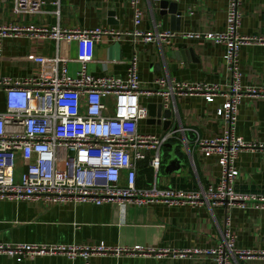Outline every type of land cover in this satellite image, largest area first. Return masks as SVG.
<instances>
[{
  "label": "crops",
  "instance_id": "1",
  "mask_svg": "<svg viewBox=\"0 0 264 264\" xmlns=\"http://www.w3.org/2000/svg\"><path fill=\"white\" fill-rule=\"evenodd\" d=\"M34 13H18L14 0H0V26L37 28H104L113 32L131 31L133 10L130 0H42ZM141 31L167 30L175 34L168 41L143 42L131 36L103 35L90 47L91 60L86 70L94 76L104 74L125 77L129 59L136 55L137 74L142 90L139 102L147 108V117L137 124L140 133L160 137L172 129H183L165 144L173 145L181 161L177 170L164 171L170 159L169 146L161 147V167L157 171L147 161L138 163V187H147L156 179L160 187L196 190L216 185L220 167L214 157H204L194 145L196 137H215L224 130L216 116L223 102L222 93L207 102L200 92L182 93L165 106L154 80L169 79L187 84L208 83L227 87L229 75L224 62L225 45L203 38L180 36L186 32H223L226 28L227 0H160L151 4L139 0ZM238 32L246 36H264V0H245ZM75 40H53L24 31L8 36L0 44V77L23 79L54 76L64 66L73 75L79 69ZM238 67L243 88H264V45L240 46ZM158 104H162L158 114ZM4 109V91L0 89V111ZM170 109L169 118L163 110ZM159 115V116H158ZM235 132L257 146L239 152L235 165L239 171L237 192L264 194V93L244 94L237 113ZM186 147L188 149H186ZM148 154V158L151 157ZM176 165H174L175 167ZM228 230L237 249L264 252V209L219 203L208 205H146L54 203L42 198L0 200V243L75 244L104 243L111 247L140 246L152 249L212 248ZM264 264V255L247 261ZM0 264H215L198 255L173 257L170 254L133 255L94 254L87 260L69 259L61 254L24 257L16 261L0 254ZM237 264V263H233Z\"/></svg>",
  "mask_w": 264,
  "mask_h": 264
},
{
  "label": "built area",
  "instance_id": "2",
  "mask_svg": "<svg viewBox=\"0 0 264 264\" xmlns=\"http://www.w3.org/2000/svg\"><path fill=\"white\" fill-rule=\"evenodd\" d=\"M157 4L160 0H148ZM245 0H227L226 28L223 32H186L180 36L203 38L225 45L224 62L229 75L227 87L219 84L176 82L167 75L157 77L154 85L165 106L182 93L200 92L207 102L220 92L224 99L216 116L224 130L215 137H196L194 145L204 157H214L220 167L216 185L196 190L160 187L156 179L147 187H138V163L147 161L155 173L161 167V147L175 137L172 129L160 137L140 133L139 120L147 117V108L139 102L142 90L138 79V59L133 55L125 77L108 74L94 76L87 72L90 47L103 35L131 36L143 42L168 41L175 34L167 30L141 31L139 0H130L133 10L131 31L113 32L104 28H37L0 26L3 38L24 31L53 40H75L79 69L73 75L63 66L54 76L23 79L0 77L4 91V109L0 111V200L21 201L42 198L54 203L116 204L137 206L154 202L167 205L219 203L264 209V194L237 192L234 188L239 171L235 165L240 151L257 146L235 132L237 113L244 94L264 93V88H243L238 67L239 47L264 45V36L240 35L239 6ZM42 0H14L18 13H34ZM148 158V154L151 153ZM133 255L170 254L173 257L198 255L215 264H248L264 252L237 249L228 230L212 248L182 250L152 249L140 246L111 247L104 243L75 244L0 243V254L21 261L24 257L61 254L69 259L87 260L94 254Z\"/></svg>",
  "mask_w": 264,
  "mask_h": 264
},
{
  "label": "water",
  "instance_id": "3",
  "mask_svg": "<svg viewBox=\"0 0 264 264\" xmlns=\"http://www.w3.org/2000/svg\"><path fill=\"white\" fill-rule=\"evenodd\" d=\"M161 109H162V104H158V112H159L158 114H160ZM163 115H164V117L169 118L171 115V110L170 109H164ZM164 145L169 146L171 149V151L169 152L170 159H168L167 163L164 164V166H165L164 171L167 173L168 169L177 170V165L181 164V161L178 160V157L174 153L173 149L175 146L169 145V144H164ZM186 149H188V148L186 147ZM174 165H176V166L174 167Z\"/></svg>",
  "mask_w": 264,
  "mask_h": 264
}]
</instances>
